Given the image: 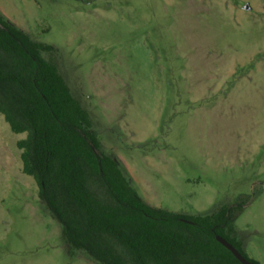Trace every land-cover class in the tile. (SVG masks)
<instances>
[{"label": "rangeland", "instance_id": "rangeland-1", "mask_svg": "<svg viewBox=\"0 0 264 264\" xmlns=\"http://www.w3.org/2000/svg\"><path fill=\"white\" fill-rule=\"evenodd\" d=\"M249 4V8L245 5ZM151 205L235 211L264 264V0H0ZM0 113V264H102L71 247Z\"/></svg>", "mask_w": 264, "mask_h": 264}, {"label": "trees", "instance_id": "trees-1", "mask_svg": "<svg viewBox=\"0 0 264 264\" xmlns=\"http://www.w3.org/2000/svg\"><path fill=\"white\" fill-rule=\"evenodd\" d=\"M53 50L0 13V113L26 133L17 142L22 170L71 247L102 264H243L216 237L247 257L231 236L236 208L187 215L146 202L116 156L101 150L57 64L43 57Z\"/></svg>", "mask_w": 264, "mask_h": 264}, {"label": "water", "instance_id": "water-1", "mask_svg": "<svg viewBox=\"0 0 264 264\" xmlns=\"http://www.w3.org/2000/svg\"><path fill=\"white\" fill-rule=\"evenodd\" d=\"M249 4L245 5V8H249ZM217 240L222 243L225 247H227L234 256L243 264H258L257 262L250 260L247 258L233 243H231L227 238H225L221 234L216 235Z\"/></svg>", "mask_w": 264, "mask_h": 264}]
</instances>
